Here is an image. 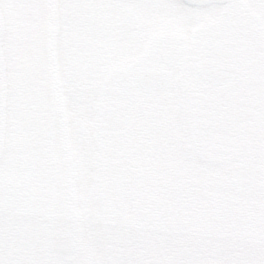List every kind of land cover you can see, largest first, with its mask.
<instances>
[{
    "label": "snow or ice",
    "instance_id": "6c2138e0",
    "mask_svg": "<svg viewBox=\"0 0 264 264\" xmlns=\"http://www.w3.org/2000/svg\"><path fill=\"white\" fill-rule=\"evenodd\" d=\"M0 264H264V0H0Z\"/></svg>",
    "mask_w": 264,
    "mask_h": 264
}]
</instances>
